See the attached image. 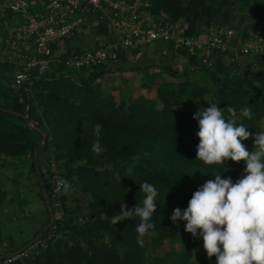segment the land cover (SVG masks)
Wrapping results in <instances>:
<instances>
[{"label": "trees", "instance_id": "1", "mask_svg": "<svg viewBox=\"0 0 264 264\" xmlns=\"http://www.w3.org/2000/svg\"><path fill=\"white\" fill-rule=\"evenodd\" d=\"M254 1L264 12V0ZM230 6L229 0H150L148 10L152 21L181 22L185 35L203 34L220 24L245 38L249 30L244 19L237 20V25L230 23ZM90 27L95 35L110 36V29L102 23ZM99 44L97 39L93 47ZM146 46L153 47L155 53L162 50L164 55L185 60L180 69L170 63L159 66L172 80L141 82L145 89L153 88V97L135 93L118 101L116 93L104 89L109 75L114 69L123 72L127 54ZM146 46L117 50L79 78L72 77L64 65L55 64L23 84L12 79L13 63L0 61V155L14 161L29 160L28 172L35 176L46 215L33 238L49 223V207L54 214L53 223L37 240L45 241V247L38 246L37 253L13 264H214L216 257H208L202 237L186 232V221L173 223L171 217L176 208L186 210L193 193L214 175L230 177L233 183L242 178L245 162L205 165L196 159L199 126L193 117L198 110L217 104L226 119L243 123L253 134L242 141L252 152L254 135L264 131V55L241 56V69L239 60L223 64L220 58L224 54L217 51L204 61V55L190 54L172 42ZM74 51L80 50L68 49L64 57ZM128 69L147 73L148 65L130 64ZM228 106L236 109L235 115L227 112ZM244 107L251 109L250 118L243 116ZM97 124L102 126L99 141L104 149L99 155L92 151ZM41 131L46 133L43 143L39 142ZM34 150L48 202L35 171ZM51 160L71 189L62 193L58 203L52 195ZM143 182L154 185L159 194L152 218L155 227L149 230L153 236L141 246L137 242L141 239L136 231L138 217L116 225L111 219L121 211L122 203L129 210L136 204L142 206L144 194L139 185ZM6 194L1 187L0 198ZM80 199L85 200L82 206L70 201ZM163 241L171 246L152 255Z\"/></svg>", "mask_w": 264, "mask_h": 264}, {"label": "built area", "instance_id": "2", "mask_svg": "<svg viewBox=\"0 0 264 264\" xmlns=\"http://www.w3.org/2000/svg\"><path fill=\"white\" fill-rule=\"evenodd\" d=\"M150 0H0V24L8 17L16 19L15 30L3 41L9 51L0 61L14 65L13 81L23 84L39 77L55 64L67 68H90L106 61L120 49H135L157 41L172 42L190 54L214 51L231 58L264 55V26L256 25L242 38L232 27L212 25L205 33L185 35L175 23L150 20ZM104 24L110 36L98 47L74 51L58 50V44L80 28ZM52 195L60 199L64 180L57 164L51 160ZM45 241H37L17 255L0 256V264H13L37 252Z\"/></svg>", "mask_w": 264, "mask_h": 264}, {"label": "clouds", "instance_id": "3", "mask_svg": "<svg viewBox=\"0 0 264 264\" xmlns=\"http://www.w3.org/2000/svg\"><path fill=\"white\" fill-rule=\"evenodd\" d=\"M227 112L235 115L236 109L228 106ZM242 114L251 117V109L244 107ZM198 121L199 144L196 159L205 165H223L228 160L245 162L244 175L233 183L221 175L206 181L188 201L186 210L174 209L171 220L186 221L185 231L203 239V248L209 258L215 256L216 264H264V131L254 135L253 151L249 152L242 141L253 136L243 123L226 119L224 109L211 104L193 117ZM101 125L94 126L96 142L92 151H104L99 141ZM118 180H121L119 177ZM67 194V180L58 181ZM144 194L142 206L130 210L121 204V211L112 216L111 224L139 218L136 231L143 237L155 227L152 222L156 211V187L148 182L139 185ZM143 245V240L138 239Z\"/></svg>", "mask_w": 264, "mask_h": 264}, {"label": "rangeland", "instance_id": "4", "mask_svg": "<svg viewBox=\"0 0 264 264\" xmlns=\"http://www.w3.org/2000/svg\"><path fill=\"white\" fill-rule=\"evenodd\" d=\"M229 1L231 3L230 23L237 25L239 24L237 20L243 18V25L247 26L249 31L252 30L253 26L255 27L256 25H264V12H262V9L260 8V3L256 4L254 0ZM257 2H260V0ZM177 23L179 27L183 28L181 22ZM13 30L14 27H10L9 34H11ZM97 39L99 41H103L106 38L104 35H95L93 27L80 28L68 38L63 39L58 44V50H87L94 45ZM2 40L3 37L0 33V45L3 44ZM8 51L9 49L5 46L0 52L2 55H5L8 53ZM178 57L179 58H172L169 55H164L162 50L158 53H155L153 47L147 46L135 53H128V62L123 65L124 71L120 73L114 69L113 73L109 75V83L107 82L108 84L104 85V89L111 90L113 93H116L118 101L126 99L129 95L135 93H141V95L146 97H153V88L147 90L141 86V82L151 81L150 83H156L160 82L161 78L164 80H172V77L166 72L161 71L159 66L165 63H170L173 64V66L177 69H180L181 61L185 59L181 58V56ZM220 59L225 65H228L229 62H236L239 60V68L242 69L244 66L243 61H241L244 59L243 57L231 58L230 56L223 55ZM130 64L136 66L148 65L147 73L143 71H130L128 69ZM111 66L113 68V65ZM86 69L83 70L82 68H68V71L72 77L79 78L80 76L86 75V73L89 71V68ZM9 73L12 74V72ZM117 87L120 88L119 91L121 95L119 91H117ZM43 155L44 154H41L40 160L44 159ZM16 161L17 160L14 161L13 159L2 157L0 155V190L2 187L7 193L5 198H0L1 255H8L10 252H14L21 246L28 243L33 239V233L37 229L41 228V226L46 222L44 204L41 201L40 196L37 194L38 187L36 185L35 176L28 172L29 160L24 159L21 161ZM21 199H25V202L21 201ZM70 201L73 205L78 204L79 206H82L85 200L80 199L79 201ZM52 235L53 232H50L48 235L49 238L52 237ZM151 236H153V233L148 231L143 237H141L143 243H145L147 237ZM56 237H58V235H56ZM45 245L46 244H44L42 247H45ZM170 246V242L163 241L162 245H158L156 247V251L151 252V254H162L163 251L168 249ZM196 251H199V249H196ZM22 264H25V262ZM214 264H216V258L214 260Z\"/></svg>", "mask_w": 264, "mask_h": 264}, {"label": "water", "instance_id": "5", "mask_svg": "<svg viewBox=\"0 0 264 264\" xmlns=\"http://www.w3.org/2000/svg\"><path fill=\"white\" fill-rule=\"evenodd\" d=\"M4 110H7V111L12 112V113H14V114H16V115H19V116L22 115L21 113H19V112H14V111H12V110H8V109H4ZM23 117H24V118L28 121V123H29V118H28L25 114L23 115ZM41 133H42V136H41L39 142H40V143H43V142L45 141V139H46V133L43 132V131H41ZM33 158H34L33 160H34L35 171H36V174H37V178H38V181H39V185H40V187H41L42 194H43V196H44V198H45V201L48 202L49 197H48V194H47V191H46L45 182H44V179H43L42 173H41V171H40V168H39V165H38V162H37V151H36V150H34V152H33ZM49 212H50V221H49V223H47V224L44 226V228H43L42 231H46V230L51 226V224H52L53 221H54V214H53L52 209H51L50 207H49ZM42 231L38 232V233L35 235V237H34L32 240H30L28 243H26L25 245L21 246L19 249L15 250L14 252L10 253L9 256L17 255V254H19L20 252H22V251H24L25 249H27L28 247H30L33 243H35V242L38 240V238H39V236L41 235ZM0 256L3 257V256H5V255H0Z\"/></svg>", "mask_w": 264, "mask_h": 264}, {"label": "crops", "instance_id": "6", "mask_svg": "<svg viewBox=\"0 0 264 264\" xmlns=\"http://www.w3.org/2000/svg\"><path fill=\"white\" fill-rule=\"evenodd\" d=\"M16 26H17V21H16V19H14L12 17L11 18L8 17L4 21H2V23L0 24V33L2 34V37H3V40H2L3 44H4L3 41L8 37V35H10L9 34V28L10 27H14V30H15ZM3 35H5V36H3ZM3 44L0 45V51H1L2 48H4ZM5 57L6 56L2 55L1 52H0V60H3V58H5ZM10 253H12V252H10Z\"/></svg>", "mask_w": 264, "mask_h": 264}]
</instances>
